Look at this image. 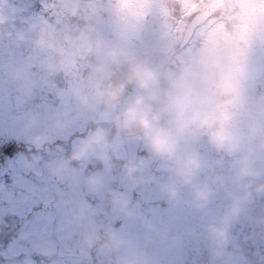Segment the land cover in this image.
I'll return each mask as SVG.
<instances>
[{
    "label": "clouds",
    "instance_id": "1",
    "mask_svg": "<svg viewBox=\"0 0 264 264\" xmlns=\"http://www.w3.org/2000/svg\"><path fill=\"white\" fill-rule=\"evenodd\" d=\"M46 7L47 16L25 17L0 0V38L26 49L9 66L21 97L43 83L83 123L84 134L72 140L70 152L48 162L50 174L72 178L89 159L107 169L122 160L121 174L135 186L151 179L155 162L159 190L170 203L181 202L186 189L189 199L183 202L205 211L213 193L223 190L227 204L201 229L210 256L219 264H253L243 256L232 259L227 249L232 225L264 196V0H219L216 16L226 38L182 50L167 46L159 35L145 39L147 20L159 21L171 7L168 0H104L102 5L52 0ZM69 123L61 117L51 128L32 131L34 118L26 115L22 130L41 151ZM127 142L140 145L146 155L126 158ZM201 144L221 159L211 160ZM84 181L89 191L102 187L98 172ZM107 197L113 211L136 215L124 194L108 190ZM75 218L86 221L77 254L94 250L108 264H157L87 202L76 204Z\"/></svg>",
    "mask_w": 264,
    "mask_h": 264
},
{
    "label": "flooded vegetation",
    "instance_id": "2",
    "mask_svg": "<svg viewBox=\"0 0 264 264\" xmlns=\"http://www.w3.org/2000/svg\"><path fill=\"white\" fill-rule=\"evenodd\" d=\"M8 2L17 12L19 5L13 3H24L23 6L35 10L39 16H47L46 5L51 4L52 0ZM91 2L102 5L104 0ZM168 3L171 7L165 8L159 21L152 18L147 20L146 40L151 41L159 35L167 46L182 50L196 46L202 40L219 38L217 31L223 29L222 21L216 16L219 0H168ZM181 11L183 18L177 19ZM5 45L10 46L6 39L0 38V64L4 53L10 54L9 50L4 52ZM29 97L31 106L27 115L34 118L32 131L51 128L53 122L61 117H69L70 123L55 142L48 145L47 150L38 151L26 137L13 136L10 125L14 128L20 119L12 109L6 112L0 109L3 119L0 124V264H95L91 252L79 255L75 251L79 233L86 222L75 218V206L82 193H90L88 199H94L90 207L97 212L98 217L109 219L115 229L132 236L157 264H219L210 256L209 242L201 229L227 204L223 190L213 193L208 211L184 203V200L189 199L186 189L181 192V202L172 204L159 190L156 178L161 173L155 162L149 168L151 179L133 186L121 174L122 160L114 161L113 167L107 169L101 162L89 159L83 172L86 175L100 173L102 187L93 192L81 186V190L71 197L64 193L65 184L60 183L59 194L65 196V202L62 203L51 188L52 175L48 162L57 153L59 155L56 157L67 155L72 140L83 135L85 129L83 123L73 117L70 105H60L53 92L33 91ZM65 136L67 139H64ZM55 143L61 145V152L52 151ZM201 150L214 162L221 159L206 144H201ZM122 151L126 158L146 155L144 149L133 142L125 143ZM34 156L38 157L35 161L32 159ZM36 164L40 168L37 172L34 169ZM44 183L48 185L46 188H37ZM108 190L124 194L136 215L128 216L113 211L107 197ZM6 191H10L8 198L3 197ZM261 218H264V196L254 199L230 228L231 242L227 251L232 259L238 260L243 256L253 264H264V224L260 223ZM36 224L42 228L36 230ZM233 244L237 247H233ZM48 249H52L53 254H47Z\"/></svg>",
    "mask_w": 264,
    "mask_h": 264
},
{
    "label": "rangeland",
    "instance_id": "3",
    "mask_svg": "<svg viewBox=\"0 0 264 264\" xmlns=\"http://www.w3.org/2000/svg\"><path fill=\"white\" fill-rule=\"evenodd\" d=\"M13 4L14 5H19V8H18V12L17 13L20 16H25V17L39 16V14L35 10L31 9L30 7H28L26 5L23 6L24 3H19V4L13 3ZM44 88L45 89H43V88L36 89V87L34 85L33 86V89H32V92L34 91L36 93H39V92L42 93V92H45L46 90L47 91H51L47 86H45ZM32 92H31V94H32ZM29 96H27L28 98H24V97L23 98H20L21 96L18 93H13V94L8 95V103L11 106H13V108H11V107L10 108L11 109L17 108V106L20 104V102L22 100L29 99L30 98ZM8 108H9V106H8ZM10 108H9V110H10ZM26 115H27V112H24V119L19 120L18 121L19 124H15L14 125V128H13V125L12 126L10 125V129L12 131H14V134H13L14 137H17V138L18 137L19 138L23 137L24 138V137L27 136L26 135L27 133H25L22 130L23 123H24V120L26 118ZM2 121H3V119L0 117V124H2ZM34 169H35L36 172L40 170L38 164H36V166H35ZM85 176H87V175L84 174L83 171L81 173L77 174L76 176H74L73 179L60 178V177H55V176L52 175V178H51V188H52L53 191H55L57 193V198L59 200H61L62 203H64L65 202V200H64V197H65L64 194L62 193L63 194V197H61L60 194H59L61 184H65V191H64V193H67V195L73 197V196H75L81 190L80 189L81 186L87 187V185H86V183L84 181V177ZM44 184L45 185L42 184V185L37 186V188L43 189V188H46L48 186L46 183H44ZM25 185L31 187L30 184H25ZM9 194H10V191H8V192L6 191V192H4L3 197L8 198L9 197ZM61 206H64V205H61ZM35 228H37L36 230H38V229H41L42 227L39 226V224H36L35 225ZM69 229H70V226L68 225L67 233L70 232Z\"/></svg>",
    "mask_w": 264,
    "mask_h": 264
},
{
    "label": "trees",
    "instance_id": "4",
    "mask_svg": "<svg viewBox=\"0 0 264 264\" xmlns=\"http://www.w3.org/2000/svg\"><path fill=\"white\" fill-rule=\"evenodd\" d=\"M4 52L9 50L10 54L4 53L1 64H0V109L1 111L5 112L9 107H13L8 103V94L9 93H18V82L11 79L9 76V66L12 62L16 59L20 58L24 54L23 48H13L12 46L5 45L3 46ZM56 82L58 85L62 83L61 76H57ZM46 85L43 83H36V89L43 88L45 89ZM21 96V94H20ZM22 98V97H20ZM28 98V97H24ZM31 106L30 100H22L17 108L12 109L13 113L17 114V116L21 119L24 116L23 112H27L29 107ZM17 109V110H16Z\"/></svg>",
    "mask_w": 264,
    "mask_h": 264
},
{
    "label": "water",
    "instance_id": "5",
    "mask_svg": "<svg viewBox=\"0 0 264 264\" xmlns=\"http://www.w3.org/2000/svg\"><path fill=\"white\" fill-rule=\"evenodd\" d=\"M58 100L62 105H68L67 101H62L59 98H58ZM86 167H87V165H85V169H86ZM88 198H90L89 193H82L79 195V202H82V201L87 202V204L89 206H92V204L94 203V199H90L91 200L90 201ZM91 258L95 264H108V261L104 257L98 255L94 250L91 251Z\"/></svg>",
    "mask_w": 264,
    "mask_h": 264
},
{
    "label": "snow or ice",
    "instance_id": "6",
    "mask_svg": "<svg viewBox=\"0 0 264 264\" xmlns=\"http://www.w3.org/2000/svg\"><path fill=\"white\" fill-rule=\"evenodd\" d=\"M184 2H186V0H184ZM189 15H194V13H189ZM182 18H183V12L181 11V15L178 16L177 19H182ZM217 36L219 38H226V34L224 33L222 28L217 31ZM179 38H182V36Z\"/></svg>",
    "mask_w": 264,
    "mask_h": 264
}]
</instances>
